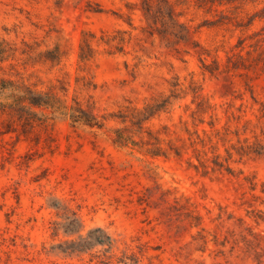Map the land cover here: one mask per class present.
<instances>
[{
    "label": "rangeland",
    "instance_id": "374dc122",
    "mask_svg": "<svg viewBox=\"0 0 264 264\" xmlns=\"http://www.w3.org/2000/svg\"><path fill=\"white\" fill-rule=\"evenodd\" d=\"M140 1L0 0V38L15 49L61 41L68 51L64 69L72 73L83 31H126L124 52L107 54L99 46L90 66L99 114L116 111L126 98L142 104L168 94L177 81L189 92L194 81L215 108L200 124L191 117L188 95L152 120L155 129L168 125L179 144L186 142L181 159L144 157L115 146L103 131L60 119L46 131L35 129L41 144L6 135L0 142V264H264V0H234L211 13L192 1L187 18L211 50L206 63L219 57L213 74L190 44L176 50L159 34L144 32L140 9L126 7ZM183 122L192 131L199 124L202 143L191 146ZM194 148L209 160L206 172L189 165L188 158L198 164ZM233 148L250 153L239 156ZM213 159L230 171L212 169ZM74 219L81 234L111 236L114 247L66 252L67 236H78L65 233Z\"/></svg>",
    "mask_w": 264,
    "mask_h": 264
},
{
    "label": "trees",
    "instance_id": "16d2710c",
    "mask_svg": "<svg viewBox=\"0 0 264 264\" xmlns=\"http://www.w3.org/2000/svg\"><path fill=\"white\" fill-rule=\"evenodd\" d=\"M192 1L195 8L211 13L226 7L234 0H141L139 4L127 3L126 7L129 12L134 11L136 6L140 9L146 22L143 31L149 36L159 34L167 45L174 46L176 50L180 45L190 44L196 50L202 68L213 74L220 66L219 57L215 54L212 63H206V57L210 56L211 50L202 46L195 38L199 26H193L192 20L187 18L186 10L192 6ZM95 11H102V8ZM220 12L223 13L224 10ZM128 17V24L132 25L130 16ZM255 17L257 16L253 15L250 25ZM259 18H264V15ZM129 41L130 38H126L124 30L111 33L101 31L99 35L83 31L78 44L77 67L72 73L64 69L68 51L61 41H57L53 47L45 48L37 42H23L25 47L15 49L0 38V142L6 135L14 134L18 139L41 144L34 133L35 129L46 131L55 120L60 119L66 120L72 128L84 127L92 131H103L115 146L144 157L181 159L186 142L179 144L177 141L180 139L173 138L175 132L168 125L155 129L151 122L163 113H170L174 103L188 95L192 97L191 104L195 105V109L191 111L193 119L197 118L203 124L204 115L213 117L214 105L202 95L200 86L194 81L190 83V92L177 81L171 84L168 94L150 96L142 104L126 98L116 111L99 114L95 110V102L90 92L97 89V83L90 66L99 54V46H103L107 54L122 53ZM242 51L237 54L239 57L243 56ZM17 66H21V69ZM8 69L15 73L7 72ZM55 69L59 74L54 78L45 80L41 76V73L49 75ZM246 122H250V119ZM182 124L189 135L191 146L203 142L197 129L199 124H193V131L184 122ZM208 125L217 131L214 120ZM202 131L206 133L205 129ZM193 134L196 139L192 137ZM46 144L45 141L44 145ZM212 147L216 148L214 145ZM233 149L239 156L250 153L241 148ZM226 153L229 159L232 152L226 149ZM193 156L198 164H193L191 158H188L189 165L196 169L201 167L206 172L209 160H205L196 148ZM216 156L218 154L214 155ZM212 163V169L230 171L227 165L218 160L213 159ZM65 233L78 235L67 236L69 239L63 242V249L71 254L87 253L98 245L114 247L111 236H97L95 231L81 234L77 219L66 228Z\"/></svg>",
    "mask_w": 264,
    "mask_h": 264
}]
</instances>
